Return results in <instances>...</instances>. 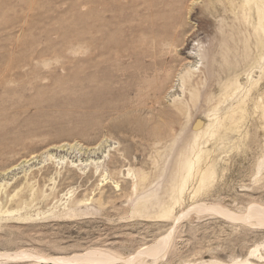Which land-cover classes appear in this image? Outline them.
I'll use <instances>...</instances> for the list:
<instances>
[{
    "label": "rangeland",
    "instance_id": "rangeland-1",
    "mask_svg": "<svg viewBox=\"0 0 264 264\" xmlns=\"http://www.w3.org/2000/svg\"><path fill=\"white\" fill-rule=\"evenodd\" d=\"M261 209L264 0H0V264H264Z\"/></svg>",
    "mask_w": 264,
    "mask_h": 264
},
{
    "label": "bare ground",
    "instance_id": "bare-ground-1",
    "mask_svg": "<svg viewBox=\"0 0 264 264\" xmlns=\"http://www.w3.org/2000/svg\"><path fill=\"white\" fill-rule=\"evenodd\" d=\"M237 39V38H236ZM241 40V39H240ZM232 42V41H231ZM231 42H227V44L228 45H230L231 47H230V50H234L235 48H233L232 47V45L234 44V43H231ZM236 42V41H235ZM226 48H228L227 46H226ZM239 48H240V46H239ZM190 57H193V56H190ZM195 125H197V123L195 124ZM67 144H63V145H61L62 147H65ZM72 147V146H71ZM262 210V209H261ZM256 210V211H251L250 213H249V215L247 216L246 215V217H247V219L248 218H254L258 223H260L261 225L263 224L264 225V210ZM165 245V242L162 240V241H160V242H158L155 246H150V247H148L147 249L152 253V252H157V251H160L161 250V248L163 247ZM96 252V251H95ZM145 253V252H144ZM147 253V252H146ZM88 254V253H87ZM89 255V254H88ZM93 255V254H92ZM87 257V256H86ZM101 258H105L104 256L103 257H101ZM88 259V258H87ZM86 259V260H87ZM89 259H90V257H89ZM90 261V260H89ZM49 261H43V263L44 264H47ZM54 262V261H53ZM91 262H92V260H91ZM94 262V261H93ZM92 262V263H93ZM96 262V261H95ZM99 262V261H98ZM58 263V262H57ZM93 264H95V263H93ZM102 264H105V263H103L102 262Z\"/></svg>",
    "mask_w": 264,
    "mask_h": 264
}]
</instances>
